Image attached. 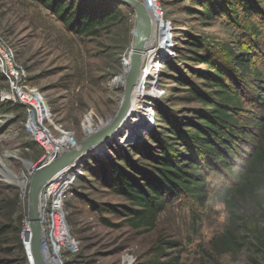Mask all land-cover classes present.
I'll use <instances>...</instances> for the list:
<instances>
[{
	"label": "rangeland",
	"instance_id": "374dc122",
	"mask_svg": "<svg viewBox=\"0 0 264 264\" xmlns=\"http://www.w3.org/2000/svg\"><path fill=\"white\" fill-rule=\"evenodd\" d=\"M140 1L148 4L154 30L142 67L148 74L152 54V58H160L162 68L155 79H150V88L145 89L147 97L136 103L135 111L127 117L120 133L78 166L80 173L64 204L69 231L78 245L75 253L63 258V263L152 264L159 258L167 264H264V247L260 251L244 250L237 256L218 254L212 249V240L224 232L229 217L219 195H212L204 206L192 209L170 201L158 214L154 226L146 230L130 225L127 217L118 211L129 203L115 189L107 187L99 176L110 169L111 162L126 168L120 159L124 154L134 163L147 164L139 152L155 147L153 137L164 145L178 146L170 141L167 127L157 120V113L160 110L168 117L188 118L186 110L199 107L197 102H187V87L174 79L183 76L201 88L202 81L190 73V69L204 65L192 58L188 35H201L207 44H212V52L226 45L230 50H237L232 42L248 40L241 25L222 17L201 15L196 0ZM251 1L257 7L253 12L264 27V0ZM117 6L123 12L122 17L97 35L84 36L65 30L46 8L33 0H0V37L25 68L29 84L41 92L50 107L53 124L49 121L45 124L52 134L43 128L38 130L39 137L49 142L50 148L56 147L55 144L63 147L78 144L88 134L110 124L118 111L126 74L122 60L124 55L129 58L135 16L131 8ZM165 25L170 29L171 39L163 48ZM259 43L264 63V39ZM153 50L156 51L152 53ZM123 65L126 70L128 63L123 61ZM4 87V79L0 77V89ZM145 103H149V111L154 114L153 122L139 110ZM8 105L11 104L4 103L0 107V228L5 230L0 236V260L8 264H28L21 239V185L25 184V175H22L21 185L14 176L26 174L24 162L35 166L43 150L26 129V108ZM61 131L65 132L61 134ZM108 205L117 211L109 210ZM97 207L101 210L97 211ZM250 219L254 223V217ZM257 226L264 238V218ZM26 232L24 237L28 238ZM55 252L50 257L53 256L54 264H59Z\"/></svg>",
	"mask_w": 264,
	"mask_h": 264
},
{
	"label": "trees",
	"instance_id": "16d2710c",
	"mask_svg": "<svg viewBox=\"0 0 264 264\" xmlns=\"http://www.w3.org/2000/svg\"><path fill=\"white\" fill-rule=\"evenodd\" d=\"M33 1L46 8L65 30L84 36L97 35L122 17L117 5L129 8L109 0ZM195 3L207 18L222 17L241 25L248 40L232 42L237 50L226 45L212 52V44H207L201 35H188L192 58L204 65L190 69L202 81L201 88L186 77L174 79L187 87V102H197L199 107L188 108V118L168 117L160 110L157 113V120L167 127L170 141L178 146L164 145L153 137L155 147L139 152L147 162L145 168L124 154L120 159L126 168L111 162L110 169L99 176L129 203L118 211L130 225L146 230L154 226L170 201L192 209L204 206L212 195H219L229 217L224 232L212 240L211 246L218 254L237 256L244 250L260 251L264 247L262 231L257 226L264 218V63L259 43L264 39V27L253 12L257 7L251 0ZM106 207L117 211L113 206ZM4 233L0 228V236ZM0 264L8 262L0 260ZM152 264L167 261L158 258Z\"/></svg>",
	"mask_w": 264,
	"mask_h": 264
},
{
	"label": "built area",
	"instance_id": "2783aa9c",
	"mask_svg": "<svg viewBox=\"0 0 264 264\" xmlns=\"http://www.w3.org/2000/svg\"><path fill=\"white\" fill-rule=\"evenodd\" d=\"M169 30L170 29H168L166 25L165 29H162V34L164 35L163 48L167 46L166 43L171 39ZM125 56L126 55L123 56L122 66L123 70L126 72L123 61L128 63L129 58H125ZM159 59L160 58L157 56L152 58L151 54L150 62L147 65V71L149 73L146 74L144 72L146 68H144L143 73L141 72L139 75L136 90L140 92L136 93V103H140L147 97V91L145 89L150 88L152 83L150 79H155L158 76L159 71L162 68V64ZM0 75H2L5 82V87L0 89V102L21 104L26 108V129L31 134L33 138L32 140L42 147V157L39 161H41V163L46 162L52 157L56 147L50 148L49 142L47 143L43 140V138L39 137L38 130L43 128L48 132L50 131L45 124V121L52 123L50 118V107L41 92L29 84L25 68L17 62L13 49L1 37ZM145 93L146 95H144ZM142 106L143 108H139L140 112L145 114L150 121L153 122L154 114L149 111V108H151L149 103H145V105ZM1 118L2 116H0V121ZM63 132L65 131H61V134ZM79 173L80 170L78 167L60 171L44 185L40 197V221L43 227L44 244L49 252V256L55 252L54 250L59 253L55 252L57 255L55 258L61 264H64L63 258H65L66 255L73 254L77 251L78 242L73 238L69 231L70 228L67 224V213L65 211L64 204L67 200V194L72 188V185L76 181ZM25 189L26 187H23V229L21 232V239L23 247L26 251L27 261H30L28 251L26 250V244L29 245V240L24 237L25 231L29 230L27 224V189L26 191Z\"/></svg>",
	"mask_w": 264,
	"mask_h": 264
},
{
	"label": "water",
	"instance_id": "95a60500",
	"mask_svg": "<svg viewBox=\"0 0 264 264\" xmlns=\"http://www.w3.org/2000/svg\"><path fill=\"white\" fill-rule=\"evenodd\" d=\"M127 5L134 12L135 28L134 39L129 53V61L125 74L123 99L118 111L110 124L85 136L78 144L71 147L57 146L52 157L46 162L39 161L35 166L29 163L26 166L27 179V224L29 231L28 264H51L49 252L44 244L43 227L40 221V197L44 185L57 173L64 169L77 168L85 157L94 151L100 150L114 135L120 133L124 119L136 109V87L139 75L144 69L142 56L154 36L152 18L148 7L140 0H109ZM156 50H153L154 53ZM59 264H61L59 262Z\"/></svg>",
	"mask_w": 264,
	"mask_h": 264
},
{
	"label": "bare ground",
	"instance_id": "6f19581e",
	"mask_svg": "<svg viewBox=\"0 0 264 264\" xmlns=\"http://www.w3.org/2000/svg\"><path fill=\"white\" fill-rule=\"evenodd\" d=\"M150 13H151V14H154V11L151 10ZM152 24H153V22H152ZM149 44H150V43H148L147 46H149ZM146 51H147V50H146ZM146 51H144V53H143V56H142V58H141L142 61L145 60V59L147 58V52H146ZM145 52H146V53H145ZM126 119H127V118H126ZM126 119H124V121H123V123H122V126L125 124ZM122 126H121V127H122ZM55 146L57 147L58 145L55 144ZM24 163H25L26 166L29 165L28 162H24ZM22 175H24V174L21 173V174H19L18 176H14L15 179H17V180L19 181V184H20V185H21L20 180L22 179ZM24 177H25L24 179H25V181H26L27 176H24ZM21 186L24 187L23 185H21ZM26 233L29 235V231H27ZM27 248H28V244H27ZM49 260H50L51 264H54V263H53V258H52V257L49 256Z\"/></svg>",
	"mask_w": 264,
	"mask_h": 264
}]
</instances>
